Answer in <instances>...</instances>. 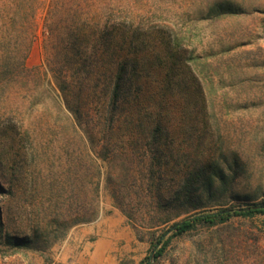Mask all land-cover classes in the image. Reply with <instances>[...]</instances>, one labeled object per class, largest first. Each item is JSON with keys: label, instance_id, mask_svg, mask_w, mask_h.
Listing matches in <instances>:
<instances>
[{"label": "rangeland", "instance_id": "rangeland-1", "mask_svg": "<svg viewBox=\"0 0 264 264\" xmlns=\"http://www.w3.org/2000/svg\"><path fill=\"white\" fill-rule=\"evenodd\" d=\"M4 5L26 16L37 73L6 80L0 28V264H49L88 225L120 264H264V215L171 229L264 202V0H0V18ZM50 59L81 118L51 91ZM216 163L230 191L182 202Z\"/></svg>", "mask_w": 264, "mask_h": 264}, {"label": "trees", "instance_id": "trees-1", "mask_svg": "<svg viewBox=\"0 0 264 264\" xmlns=\"http://www.w3.org/2000/svg\"><path fill=\"white\" fill-rule=\"evenodd\" d=\"M219 4L218 7L224 9V11L229 13H235L236 10L230 4ZM14 6L4 5L1 9V18H0V28L1 32V42L4 47L1 52V61L4 66L8 69L6 70V80L18 81L20 78H29L36 76V69H28L25 66V52L26 48H22V40L28 39L25 28L21 22L25 19L27 21L24 12L19 9H12ZM32 17V16H31ZM30 18V15H29ZM30 27V24H28ZM31 29V27H30ZM32 31V29H31ZM53 30L51 29L50 32ZM55 31V30H54ZM56 34L55 38H59ZM11 46V48H10ZM59 57L66 56V52L55 53ZM48 70L52 74L54 84H51L52 81H47L52 92H56L57 88L61 91L62 96L64 97L66 108L68 111L73 114L75 117L81 118L83 115L81 100H80V91L72 83L68 82V71L62 65H59L57 60H48ZM119 77V76H118ZM118 86V83L116 87ZM69 113V114H70ZM207 169L208 173L199 175L196 177L195 183L190 182L188 185H184L179 192V197L181 201L185 203L192 204V191L199 189L198 195H202L208 199H215L219 195L227 194L230 191L232 186V180L234 178L233 174H225L224 170L216 164H209L203 169ZM229 169V166H228ZM218 179V185L214 186V179ZM216 190L218 195L216 196ZM194 208L202 206L199 205V202L192 204ZM221 205V204H220ZM255 214L264 215V202L258 204H249L247 202L243 204H237L229 207L219 208L213 212H202L195 214L192 218H187L180 220L174 223L171 227L173 230L172 235H181L190 229H192L197 223H206L209 225H216L223 223L234 216L241 217H251ZM1 226V223H0ZM159 250L154 255L155 257L160 253Z\"/></svg>", "mask_w": 264, "mask_h": 264}, {"label": "crops", "instance_id": "crops-1", "mask_svg": "<svg viewBox=\"0 0 264 264\" xmlns=\"http://www.w3.org/2000/svg\"><path fill=\"white\" fill-rule=\"evenodd\" d=\"M95 229L97 232L93 225L74 228L68 240L52 248L53 258L49 264H120L122 252L113 239L96 237L89 240V233ZM40 264H44L43 260Z\"/></svg>", "mask_w": 264, "mask_h": 264}]
</instances>
